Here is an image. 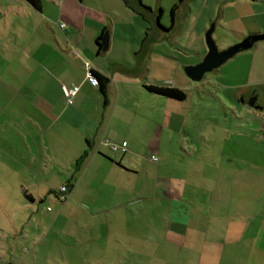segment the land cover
<instances>
[{"label":"crops","instance_id":"0c3cea01","mask_svg":"<svg viewBox=\"0 0 264 264\" xmlns=\"http://www.w3.org/2000/svg\"><path fill=\"white\" fill-rule=\"evenodd\" d=\"M11 1L0 5V110L19 112L0 120V264H125L144 249L124 216L140 222L138 210L156 189L145 184L152 197L141 196L134 183L143 172L136 142L153 132L150 108L166 110L172 99L146 85L186 91L185 68L208 52L209 23L219 49L264 33V0H195L196 7L194 0H121L145 25L114 19L115 0H48V8L41 0L40 9L20 0L22 14L37 15L30 25H10ZM92 72L108 78L106 97ZM212 72L211 81L259 117L264 135V40ZM123 141L125 153L111 150ZM124 205L125 215L116 210ZM123 239L140 248H124Z\"/></svg>","mask_w":264,"mask_h":264},{"label":"rangeland","instance_id":"374dc122","mask_svg":"<svg viewBox=\"0 0 264 264\" xmlns=\"http://www.w3.org/2000/svg\"><path fill=\"white\" fill-rule=\"evenodd\" d=\"M115 1L117 9H109L114 19L121 16L125 25H145L141 16ZM22 4L11 1L15 10L10 25H30L36 17L33 10L22 14ZM43 4L49 7L48 0ZM212 73L199 81L187 75L192 86L186 89V99H167L166 110L162 105L150 108L153 132L136 142L143 154L134 157L143 172L134 183L140 182L141 196L151 194L145 184L155 183V198L146 199L145 207L141 204L136 214L141 220L133 226L125 215L130 209L116 208L125 215V228L143 236L144 253L126 255L125 264H264V135L258 131L262 122L249 106L225 94L222 84L211 81ZM18 112L0 110V120ZM139 132L142 136L143 130ZM54 202L48 205L54 207ZM124 242L127 248L129 242Z\"/></svg>","mask_w":264,"mask_h":264},{"label":"water","instance_id":"95a60500","mask_svg":"<svg viewBox=\"0 0 264 264\" xmlns=\"http://www.w3.org/2000/svg\"><path fill=\"white\" fill-rule=\"evenodd\" d=\"M214 26L212 25L206 33V41L208 45V52L203 60L197 64L189 65L185 68L187 75L193 80H201L205 73L220 67L227 60L232 58L237 53L251 48L255 42L264 40V33L255 35H247L244 39L236 42L224 49H219L218 44L213 38ZM104 49L108 46V39L103 38ZM250 104H254V99L249 100Z\"/></svg>","mask_w":264,"mask_h":264},{"label":"trees","instance_id":"16d2710c","mask_svg":"<svg viewBox=\"0 0 264 264\" xmlns=\"http://www.w3.org/2000/svg\"><path fill=\"white\" fill-rule=\"evenodd\" d=\"M27 1L35 8L37 9L41 8V4H42L41 0H27ZM176 7L177 5H175V7L173 8L172 15H174V10ZM255 34H259V33H251L249 35H255ZM92 74L96 77L98 85L100 86L101 91L106 97V86H107L108 78L97 72H92ZM146 87L153 92H156V93L168 96V97H172L178 100H184L187 97V93L184 89H181L175 86L150 84V85H146ZM85 156H86V153L82 155V157L78 160V163L80 162V160L84 159Z\"/></svg>","mask_w":264,"mask_h":264},{"label":"built area","instance_id":"2783aa9c","mask_svg":"<svg viewBox=\"0 0 264 264\" xmlns=\"http://www.w3.org/2000/svg\"><path fill=\"white\" fill-rule=\"evenodd\" d=\"M62 26H63V24H62ZM89 76L92 78V81H93L94 84H98L96 77L93 76L92 73H89ZM78 89H79L78 86H73V87L68 88L66 90L67 97H68L67 100H68L69 103H72V101H73L72 98L76 94ZM127 147H128V142L127 141H123L121 143H110L111 150L115 151V152L125 153L127 151ZM153 159H155V158H153ZM66 190H67V186H62L61 187V191L64 192ZM61 197H62V199L65 198V196H61ZM49 209H50V207H49Z\"/></svg>","mask_w":264,"mask_h":264}]
</instances>
